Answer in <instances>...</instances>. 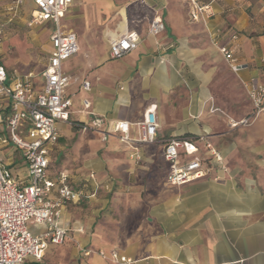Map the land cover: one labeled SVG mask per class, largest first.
<instances>
[{
    "label": "crops",
    "instance_id": "crops-1",
    "mask_svg": "<svg viewBox=\"0 0 264 264\" xmlns=\"http://www.w3.org/2000/svg\"><path fill=\"white\" fill-rule=\"evenodd\" d=\"M197 1L209 4L212 14L191 19L188 0H72L61 13V27L75 33L78 45L77 53L62 62L63 72L77 77L65 88L72 101L70 119L99 118L103 126L109 120L133 123L155 105L156 136L153 143H124L117 136L103 141L93 130L58 121L48 174L67 171L87 196L64 209L63 242L48 244L40 260L27 264H46L64 250L77 257L75 264H116L107 257L113 249L131 264H264V113L248 125H229L230 118L253 111L244 82L264 83V0ZM32 7V0H23L19 16L26 23ZM0 16V27L12 20L2 0ZM155 17L164 28L151 35ZM41 24L50 30L41 69L8 71L0 50L9 73L22 77L45 68L53 25ZM130 32L137 35L135 47L111 58L110 40ZM222 45L234 48L239 72L219 52ZM81 80L89 82V90L80 87ZM31 81L35 88L42 83L39 76ZM77 133L82 140L73 145V154L53 167ZM130 134L136 136L133 126ZM201 135L218 150L221 164L211 159ZM170 137L193 141L204 176L182 185L166 181L163 146ZM2 147L21 153L11 144ZM18 165L5 164L25 178L26 165Z\"/></svg>",
    "mask_w": 264,
    "mask_h": 264
},
{
    "label": "built area",
    "instance_id": "built-area-1",
    "mask_svg": "<svg viewBox=\"0 0 264 264\" xmlns=\"http://www.w3.org/2000/svg\"><path fill=\"white\" fill-rule=\"evenodd\" d=\"M2 1L10 18L22 12L23 0ZM188 1L189 14L193 20H198L202 14L208 17L213 12L209 4H199L197 0ZM71 2L32 0L33 7L29 11L27 24L50 21L53 25L49 35L50 54L45 68L39 74L28 73L17 77L14 71L9 73L0 61V146H15L21 151L26 165L25 178H18L3 165L0 158V264H27L28 259L38 261L48 244L62 243L68 231L62 218L64 209L69 203L87 196L82 188L73 185L67 172L61 170L53 176L48 174L49 153L59 139L58 121L74 124L82 131L93 130L103 141L110 136H117L124 143L155 141V105L146 108L142 118L133 123L109 120L103 126L99 118L84 123L70 119L72 101L65 93V88L77 77L64 73L62 62L77 53L78 45L75 33L61 27L60 17ZM163 28L161 20L155 17L149 25L148 33L155 35ZM136 41L135 32L111 39L110 57L119 58L128 53L135 47ZM218 50L230 69L239 72L242 64L237 61L234 48L222 45ZM37 76L42 83L35 88L31 79ZM244 85L253 111L239 120L230 118V127L248 125L264 113V83L250 79ZM80 87L89 90L90 84L87 80H81ZM88 105V101H84V106ZM131 126L135 128V137L130 134ZM198 138L205 141L211 159L221 164V155L207 140V135ZM196 152L197 147L190 138L170 137L164 141L163 156L169 166L166 174L168 183L182 185L204 176L202 159ZM134 156L138 157L137 154ZM183 156L190 158L181 161ZM30 225H39L42 229L34 232ZM89 252L86 250L83 254ZM98 254L106 255L103 250H99ZM107 257L116 264L132 262L114 249L107 253Z\"/></svg>",
    "mask_w": 264,
    "mask_h": 264
},
{
    "label": "rangeland",
    "instance_id": "rangeland-1",
    "mask_svg": "<svg viewBox=\"0 0 264 264\" xmlns=\"http://www.w3.org/2000/svg\"><path fill=\"white\" fill-rule=\"evenodd\" d=\"M2 18L3 17L0 16V19ZM11 19V21L0 27L2 33L0 50L4 62L8 65V71L15 69L18 72H26L28 70L37 71L41 69L47 55L46 42L50 30L43 24L28 25L25 20L22 19V16H15ZM0 23L3 22L0 21ZM84 139L86 140L87 138ZM80 140H82L81 133L73 135V137L66 142L67 144L65 143L66 145L63 152H59V156L53 159L51 163L52 166L55 168L60 165L62 166V160L73 154V145ZM0 151V158L3 160V165L13 163V161H15V164L21 166L25 165L21 153L17 150L14 151L12 147L4 150L3 147L0 146ZM8 151L10 155L6 156ZM10 167L11 170L15 169V165H11ZM51 258L52 256H49L46 259V264H75L77 259V257L71 256L67 250L62 252L60 258Z\"/></svg>",
    "mask_w": 264,
    "mask_h": 264
}]
</instances>
